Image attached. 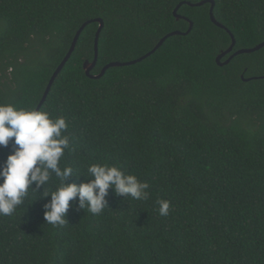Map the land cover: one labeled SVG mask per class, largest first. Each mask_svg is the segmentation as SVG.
<instances>
[{"label":"trees","instance_id":"16d2710c","mask_svg":"<svg viewBox=\"0 0 264 264\" xmlns=\"http://www.w3.org/2000/svg\"><path fill=\"white\" fill-rule=\"evenodd\" d=\"M205 0H0V103L36 109L51 75L73 53L39 110L63 116L70 149L60 167L87 176L117 166L149 185L148 198L106 197L99 215L70 206L63 226L45 223V199L29 190L0 216V264H264V48L215 63L231 39ZM234 37L232 52L264 43V0H210ZM245 78H256L247 82ZM0 147V163L11 152ZM72 176L68 183H81ZM58 185L53 175L46 191ZM50 199V196L47 198ZM34 200V201H33ZM170 202L168 216L158 201Z\"/></svg>","mask_w":264,"mask_h":264},{"label":"clouds","instance_id":"9594fccd","mask_svg":"<svg viewBox=\"0 0 264 264\" xmlns=\"http://www.w3.org/2000/svg\"><path fill=\"white\" fill-rule=\"evenodd\" d=\"M67 128L63 116L52 119L44 110L0 103V147L11 143L12 149L0 163V216H11L24 203L30 189L38 193L41 187L39 198L46 200L43 218L54 227L68 223L66 216L70 206L82 211L87 209L93 215L101 214L108 207L106 197L110 188L117 196L134 200L148 198V183L117 166L91 164L87 176L74 175L70 166L60 167L65 150H71L69 137L64 134ZM53 175L58 185L54 191H46L45 186ZM72 176L85 179L79 184L68 183ZM158 203L159 215L168 216L170 202Z\"/></svg>","mask_w":264,"mask_h":264},{"label":"water","instance_id":"95a60500","mask_svg":"<svg viewBox=\"0 0 264 264\" xmlns=\"http://www.w3.org/2000/svg\"><path fill=\"white\" fill-rule=\"evenodd\" d=\"M209 3L210 4V9H209V19L211 21V23L213 25H215L217 28H220V29H223L225 32H227V34L229 35L230 39H231V43L229 45V47L225 50V51H221L215 58V63L217 64V66L219 67H223V66H226L227 64H229V62L236 56L238 55H241V54H250V53H254L256 51H259L261 50L262 48H264V43H261L251 49H241V50H237L235 52H232L233 51V48L235 46V39L233 37V35L225 28L223 27L220 23H218L214 16H213V7H214V3L213 1H210V0H205V1H201V2H198V3H195V4H191V3H180L176 8L175 10L173 11V15L175 17L176 20H179V19H183L185 21L188 22V25H189V28L187 30V32L185 33H181V32H178V31H175V32H171L167 35H165L163 38H161L159 40V42L156 44V46L153 48V50H151L149 53H147L146 55L142 56L141 58L137 59V60H134V61H131V62H127V63H118V62H113V63H110L108 65H106L102 70L101 72L98 74V75H91V71L93 70V68L95 67L96 65V62H97V56H98V50H97V45H98V39H99V35H100V32L103 28V22L101 19H95L93 20V22H96L98 23V29L96 31V34H95V39H94V57H93V60L92 62H89V61H85L83 63V71L85 73V75L90 78V79H93V80H96V79H99L100 77H102L105 73V71L111 67H123V66H129V65H134L136 63H139L141 61H143L144 59L148 58L150 55H152L153 53L156 52L157 49H159L162 44L170 37L172 36H177V35H187L191 29H192V22L189 21L188 19L184 18V17H181L177 14V11L178 9L182 6V5H187L189 7H201L205 4ZM92 21H88V22H85L83 23L80 28L77 30L74 38H73V41L71 43V46L66 54V56L63 58V60L61 61V63L57 66V68L55 69V71L53 72V74L51 75L50 77V80L45 88V91L43 93V96L39 102V104L37 105L36 109L35 110H39L40 107L43 105L49 91H50V88L54 82V80L56 79V77L58 76V74L61 72L62 68L64 67V65L66 64V62L68 61V59L70 58L71 54L73 53L74 51V48H75V45H76V42L81 34V32L83 31V29L88 25L90 24ZM230 56L222 61V59L226 56V55H229ZM253 79H256V78H249V79H246L245 81H250V80H253Z\"/></svg>","mask_w":264,"mask_h":264},{"label":"flooded vegetation","instance_id":"af4514ba","mask_svg":"<svg viewBox=\"0 0 264 264\" xmlns=\"http://www.w3.org/2000/svg\"><path fill=\"white\" fill-rule=\"evenodd\" d=\"M229 56H230V54H229V55H226V56L222 59V61L226 60ZM263 60H264V53H263ZM246 79H249V78H245V77L241 76V80H242L243 82H247V81H245Z\"/></svg>","mask_w":264,"mask_h":264}]
</instances>
